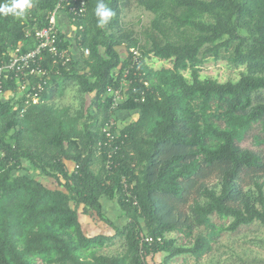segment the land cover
Masks as SVG:
<instances>
[{
	"label": "trees",
	"instance_id": "trees-1",
	"mask_svg": "<svg viewBox=\"0 0 264 264\" xmlns=\"http://www.w3.org/2000/svg\"><path fill=\"white\" fill-rule=\"evenodd\" d=\"M84 1L83 16L71 23L80 57L67 67L47 57L49 80L36 104L0 98V264H149L158 254L198 262L223 233L264 228V154L241 146L255 127L264 132V0H103L114 16L102 27L98 0ZM57 2L30 0L22 16L0 13V63L18 44L34 46L26 31L44 27ZM130 5L152 16L140 32L122 25ZM131 49L140 55L130 73L135 92L118 112L137 118L119 125V166L108 171L96 149L109 117L105 91L117 86ZM151 57L170 68H150ZM209 59L243 68L239 79H200ZM68 87L79 107L54 100ZM16 90L4 82V92ZM122 177L137 206L123 201ZM104 200L117 203L120 226L104 216ZM79 210L114 234L87 236ZM116 239L121 254L100 253Z\"/></svg>",
	"mask_w": 264,
	"mask_h": 264
},
{
	"label": "built area",
	"instance_id": "built-area-1",
	"mask_svg": "<svg viewBox=\"0 0 264 264\" xmlns=\"http://www.w3.org/2000/svg\"><path fill=\"white\" fill-rule=\"evenodd\" d=\"M85 11L84 0H58L55 7L45 16V26L35 30L33 33L26 31L25 37L32 38L33 47L23 51L22 45L18 44L8 54L5 60L0 63V98L7 100L5 94L11 96L17 94L24 97V105L36 104L39 101L41 93L49 80V72L43 64L49 58L52 65L59 67H67L73 60L69 48L63 47L64 41L60 38L58 28L59 16L64 13L69 17L71 23L81 18ZM75 29V28H74ZM131 58L129 64L123 69L122 75L117 86L107 87L105 91L106 103L108 104L109 117L101 128L102 138L96 144L97 155L104 156L105 169L111 170L118 167L115 156L120 151L122 141L119 137L118 108L129 99V91L135 92L134 78L130 77V73L134 69H139L140 55L135 49L130 50ZM87 55V51H84ZM136 77L137 74L133 73ZM13 82L16 85V92L3 91L4 82ZM144 86H147L144 83ZM18 97V98H19ZM140 102L144 101L143 93L139 98ZM134 102L137 99H133ZM16 108V106H15ZM77 169V166H71L70 171ZM123 201L130 202L133 206H137L135 199L131 194V185L127 180L121 178ZM157 239V242H160ZM153 239L143 237L142 243L151 244Z\"/></svg>",
	"mask_w": 264,
	"mask_h": 264
},
{
	"label": "rangeland",
	"instance_id": "rangeland-1",
	"mask_svg": "<svg viewBox=\"0 0 264 264\" xmlns=\"http://www.w3.org/2000/svg\"><path fill=\"white\" fill-rule=\"evenodd\" d=\"M151 19L152 16L149 13L141 11L134 5H130L124 9L121 15L122 25L124 27L132 28L136 32H140L143 28L147 27ZM145 62L146 65L154 70L170 68L171 66L169 62L160 61L153 57L146 59ZM242 70L243 68H235L226 60L214 61L209 59L205 61L201 67L200 79L210 78L219 83L237 81ZM183 75L186 79H190L188 72H184ZM90 99L91 97H86V104L90 102ZM54 100L59 105H69L71 107H79L80 104L79 94L74 87L66 88L62 96L58 98L54 97ZM136 118L137 114H132L129 121ZM253 136H259L260 139L264 140V132H262L259 127H255L241 146L264 154V145L257 146ZM40 180L47 187L53 186L49 180ZM207 182L209 184L215 182L214 174L208 178ZM193 196L194 194L191 195V197ZM114 203L113 201H108L106 204L104 203L105 206H107V211H105L104 215L106 214L111 222L116 221L112 213V208L115 207ZM108 209H110V211ZM181 210L186 211V206ZM79 218L84 233L87 236L114 234L113 230L101 222L94 214L83 215L79 210ZM117 218L118 221L115 224L120 226L122 224V216L117 215ZM214 222L217 224L227 223L216 218L214 219ZM170 236L176 238L177 244L185 243L181 234L172 233ZM123 250L124 246L122 239H116L110 245L103 248L100 253L108 256L118 255L121 254ZM164 258L165 255L158 254L148 262L149 264H264V228L258 224H253L247 227H242L235 233H223L219 237L217 243L212 245V251L209 254L204 255L198 262L187 255L175 257L167 261H164Z\"/></svg>",
	"mask_w": 264,
	"mask_h": 264
},
{
	"label": "crops",
	"instance_id": "crops-1",
	"mask_svg": "<svg viewBox=\"0 0 264 264\" xmlns=\"http://www.w3.org/2000/svg\"><path fill=\"white\" fill-rule=\"evenodd\" d=\"M58 28H59V31H60V35L62 36V39L64 41V43H68L69 44V49H70V52L72 54V57L73 59H78L80 57V53L79 51L77 50L76 46H75V42H74V32H75V29L74 27L72 26L70 20H69V17L62 13L60 16H59V19H58ZM123 49H119V52L124 55V51H122ZM19 96L17 94H15V96H11V94L7 93L5 94V98H18ZM136 113V112H135ZM135 113H129V112H118V123L119 124H123V123H126V122H131L129 121V118L132 116V114H135ZM127 115H130V116H127ZM128 117V118H127ZM133 121V120H132ZM71 167V166H70ZM105 201V202H104ZM103 201V214L105 213L106 210V207L105 204L106 200ZM110 202V201H109ZM105 203V204H104ZM114 203V202H113ZM115 207L112 208V213H113V216L114 218L116 219L115 222L113 223H117L118 221V218H117V215L118 216H122V213L121 211L119 210V207L117 205V203H114ZM110 211V209H108ZM104 216L107 217V215L105 214ZM108 218V217H107ZM109 219V218H108ZM110 220V219H109ZM92 236V235H91Z\"/></svg>",
	"mask_w": 264,
	"mask_h": 264
},
{
	"label": "clouds",
	"instance_id": "clouds-1",
	"mask_svg": "<svg viewBox=\"0 0 264 264\" xmlns=\"http://www.w3.org/2000/svg\"><path fill=\"white\" fill-rule=\"evenodd\" d=\"M30 7V0H11L10 3H0V13L22 16ZM95 15L98 18V25L102 27L110 21L114 16V12L103 0H98L95 8Z\"/></svg>",
	"mask_w": 264,
	"mask_h": 264
}]
</instances>
